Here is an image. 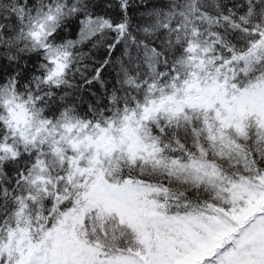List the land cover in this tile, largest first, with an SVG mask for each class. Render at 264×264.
I'll use <instances>...</instances> for the list:
<instances>
[{
  "label": "snow or ice",
  "instance_id": "6c2138e0",
  "mask_svg": "<svg viewBox=\"0 0 264 264\" xmlns=\"http://www.w3.org/2000/svg\"><path fill=\"white\" fill-rule=\"evenodd\" d=\"M0 264H264V0H0Z\"/></svg>",
  "mask_w": 264,
  "mask_h": 264
}]
</instances>
